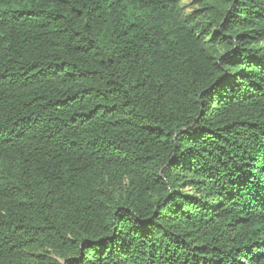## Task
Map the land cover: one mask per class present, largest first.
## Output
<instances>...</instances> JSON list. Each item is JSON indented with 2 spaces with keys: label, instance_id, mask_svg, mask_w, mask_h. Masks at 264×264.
Listing matches in <instances>:
<instances>
[{
  "label": "trees",
  "instance_id": "16d2710c",
  "mask_svg": "<svg viewBox=\"0 0 264 264\" xmlns=\"http://www.w3.org/2000/svg\"><path fill=\"white\" fill-rule=\"evenodd\" d=\"M0 0V264H264V0Z\"/></svg>",
  "mask_w": 264,
  "mask_h": 264
},
{
  "label": "rangeland",
  "instance_id": "374dc122",
  "mask_svg": "<svg viewBox=\"0 0 264 264\" xmlns=\"http://www.w3.org/2000/svg\"><path fill=\"white\" fill-rule=\"evenodd\" d=\"M182 7L185 10V12H189L192 10L193 6V0H183Z\"/></svg>",
  "mask_w": 264,
  "mask_h": 264
}]
</instances>
